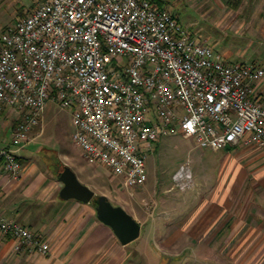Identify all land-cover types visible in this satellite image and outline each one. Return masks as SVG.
I'll return each instance as SVG.
<instances>
[{
	"label": "built area",
	"instance_id": "obj_1",
	"mask_svg": "<svg viewBox=\"0 0 264 264\" xmlns=\"http://www.w3.org/2000/svg\"><path fill=\"white\" fill-rule=\"evenodd\" d=\"M159 1L32 0V10L4 28L0 103L20 115L11 144L0 146L8 172L22 175L19 152L52 101L72 111L73 139L88 161L108 167L128 190L146 185L156 143L179 131L203 148L264 149L256 87L264 68L227 61ZM0 233L32 252L51 250L3 215Z\"/></svg>",
	"mask_w": 264,
	"mask_h": 264
},
{
	"label": "crops",
	"instance_id": "obj_2",
	"mask_svg": "<svg viewBox=\"0 0 264 264\" xmlns=\"http://www.w3.org/2000/svg\"><path fill=\"white\" fill-rule=\"evenodd\" d=\"M2 1L21 4V11L29 10L20 0ZM168 2L164 0L166 6ZM181 2L205 3L210 12L215 7L211 0ZM218 2L219 14L215 20L220 26L230 28L229 32L235 33L236 37L249 39L256 46L263 43L264 0H244L239 6L229 4L228 0ZM256 87L264 97V78ZM19 117L16 108L0 103V146L11 144ZM41 136L42 133L36 135L19 152L24 170L18 178L5 169L0 158V215L31 228L50 243L51 250L48 254L32 252L12 235L0 233V264H135L130 262V244H123L113 228L98 217L93 200L85 203L61 198L64 184L56 176V168L51 169L52 172L45 170L28 149ZM197 146L219 153L214 157L209 155L211 165L203 172L201 167H197V171L187 168L189 174L195 176V186L188 188L193 195H187L184 204L192 201L193 205L201 207L191 211V217L184 218V210L189 207L184 208L183 204L182 208L181 203H176L175 209L160 213V224L169 225L172 221L184 224L187 221L185 227H190L187 229L189 234L194 226L203 222V228L190 231L194 237L211 238L205 242L203 252L213 254L214 259L218 254L222 264H264V149L242 143L220 150L203 148L198 143ZM178 171H185V166ZM201 183L205 193L198 189ZM195 192L200 199L195 197ZM203 198H207L206 203L201 201ZM133 216L142 229L148 223L141 216ZM178 228L175 232L178 237L188 235L183 225ZM169 231L168 227L161 226L157 233L163 236Z\"/></svg>",
	"mask_w": 264,
	"mask_h": 264
},
{
	"label": "rangeland",
	"instance_id": "obj_3",
	"mask_svg": "<svg viewBox=\"0 0 264 264\" xmlns=\"http://www.w3.org/2000/svg\"><path fill=\"white\" fill-rule=\"evenodd\" d=\"M20 1L26 8L28 7V11H21L22 5L18 3L0 2V34L5 27L14 23L18 16H24L32 10V0ZM168 1L170 9L179 17L181 23L189 28L192 35L199 41L210 44L227 61L249 62L264 68V41L260 46H256L249 39L236 37L235 33L229 32L230 28L220 26L215 20L216 15L219 14L217 11L219 0H211V4L215 6L212 12L207 10L205 3ZM74 130L72 111L52 101L47 106L42 127L31 134L30 142L38 133H42V136L28 149L45 170L50 172L51 169L54 171L56 168L58 177V173L64 169V166L69 165L77 173L80 181L95 191V199L106 195L115 205L123 206L132 215L141 216L143 221L148 220L139 238L129 243L132 251L131 263L222 264L220 263L222 258L218 254H214V259L213 254L202 251V248H206L205 242L211 238L194 237L190 232L203 228V222L194 226L188 234L187 229L190 227H185L187 221L184 224L181 221H172L169 226L160 224L158 220L160 213L175 209L178 206L176 203H181L180 207L183 208L187 195H193L188 188H194L195 176L189 174L187 168L197 171V167H201L200 171L203 172L211 165L209 155L214 157V154L219 153L198 148L196 139L186 137L181 131L164 136L156 143L155 151L148 157L149 177L146 185L128 190L123 187L121 179L112 175L108 167L95 166L88 161L73 139ZM182 165L185 166V171L180 172L178 170L182 168ZM198 189L205 193L203 183ZM196 192L195 197L200 199ZM202 200L204 203L207 202V198ZM165 202L169 205L166 206ZM162 205L165 206L162 207ZM186 206L189 209L184 210L182 215L184 218L191 217V211L195 208L198 211L201 207L198 204L193 205L192 201L188 204L185 202L184 208ZM180 225L185 227L184 230L188 234L182 238L175 233ZM161 226L168 227L170 231L167 235L160 236L157 233Z\"/></svg>",
	"mask_w": 264,
	"mask_h": 264
},
{
	"label": "water",
	"instance_id": "obj_4",
	"mask_svg": "<svg viewBox=\"0 0 264 264\" xmlns=\"http://www.w3.org/2000/svg\"><path fill=\"white\" fill-rule=\"evenodd\" d=\"M58 177L64 184L60 191L61 198L77 199L85 203L96 200L98 217L113 228L123 244L139 238L142 232L141 223L123 206L115 205L108 196L101 195L95 199V191L80 181L72 167L65 165Z\"/></svg>",
	"mask_w": 264,
	"mask_h": 264
},
{
	"label": "trees",
	"instance_id": "obj_5",
	"mask_svg": "<svg viewBox=\"0 0 264 264\" xmlns=\"http://www.w3.org/2000/svg\"><path fill=\"white\" fill-rule=\"evenodd\" d=\"M228 2H229V4H231V5L239 6V5H241V4L244 2V0H228ZM159 4H160L161 6H164V5H165V4H164V0L159 1ZM27 11H28V10H27ZM94 202H95V205H96V204H97V201L95 200Z\"/></svg>",
	"mask_w": 264,
	"mask_h": 264
}]
</instances>
